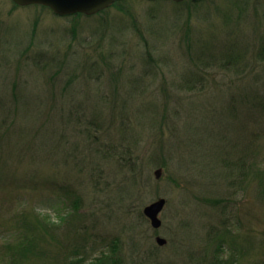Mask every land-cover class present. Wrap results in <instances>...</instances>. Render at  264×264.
Here are the masks:
<instances>
[{"label":"rangeland","instance_id":"1","mask_svg":"<svg viewBox=\"0 0 264 264\" xmlns=\"http://www.w3.org/2000/svg\"><path fill=\"white\" fill-rule=\"evenodd\" d=\"M119 7L0 0V264H62L59 240L84 259L115 242L120 264H196L224 224L238 254L222 259L264 264V0ZM231 44L247 52L236 68L220 61ZM160 198L153 229L143 210Z\"/></svg>","mask_w":264,"mask_h":264},{"label":"trees","instance_id":"2","mask_svg":"<svg viewBox=\"0 0 264 264\" xmlns=\"http://www.w3.org/2000/svg\"><path fill=\"white\" fill-rule=\"evenodd\" d=\"M127 0H122L120 2H116L113 7H119L120 5H122L123 3H125ZM202 1V0H201ZM157 2H163V1H157ZM167 2V1H165ZM188 4L191 5H195L197 3L200 2L196 1H185ZM176 3V2H175ZM16 5V4H15ZM17 6V5H16ZM42 7V6H41ZM120 11H123L122 8L119 7ZM104 11L96 14V15H101ZM81 16H85L82 14H76V15H71V16H66V17H73V18H78ZM87 17V16H86ZM91 17V16H88ZM263 39L261 40V45L259 47L258 53H257V59L264 62V36L262 37ZM226 44H229L228 42ZM233 44L230 45L229 48L224 47L221 49V58L220 61L223 65V67H238V65L240 64L241 60L243 59V53H247L246 50L241 49V48H236V47H232ZM212 51V50H209ZM209 51H205L206 55H209ZM203 53V52H202ZM201 53V54H202ZM200 54V55H201ZM199 55V56H200ZM211 60H216L217 59H211ZM215 62V61H214ZM0 105H1V101H0ZM263 111H264V106L262 105ZM99 152V150H98ZM97 152V153H98ZM243 161L242 159H239L238 162H236V166H238L239 169V173L240 175H242L243 177H248L249 173H250V169H251V164H248L247 166H245V164L243 165ZM258 181V185L260 187V192H261V197L262 200L264 202V182L261 180L260 178V174H255V179L254 181L257 182ZM68 195H73L75 196V202H72V204L70 205L71 210L68 211V213L66 214V218H61V220L65 223H67L68 225H70L71 229L73 230L72 234L74 235L75 233L80 231L81 228V224L83 223V219L84 216L79 213V205L78 203L80 202L77 194L74 192H67ZM51 201V200H50ZM222 213V212H220ZM222 227H217L218 229L213 230L211 233H213L210 238H209V244L210 247L208 248V252L207 254H205L203 256V258L201 260H199L196 264H225L226 262L222 259V254L227 252L230 253L231 258L232 256L237 257L236 254H238V252H235V250H229V242L233 241V236L231 235V232L229 231L230 229L225 227L224 225H221ZM58 228H60V226H58ZM79 228V229H78ZM29 228H25V230L23 232H21V234H27L29 232L28 230ZM45 230V229H44ZM42 230V232L44 231ZM48 231V230H47ZM64 235H66V237H68V235L66 233H62L61 237H64ZM70 237H74V236H70L69 235V239ZM24 238V237H22ZM36 237H34V242H35ZM70 241V240H67ZM25 242V240H24ZM228 242V244H226ZM26 244V243H25ZM33 243H31L30 245H32ZM61 242L59 240V247H57V251L55 252L56 254V258L57 260L60 259L62 261V264H120L121 260L118 257V244L113 242L109 245V249L104 250V251H100L98 255H96L93 258L90 259H84L81 257H75L73 255L77 254V248H74L73 250L70 251V249H68L69 245L66 246H60ZM29 245V244H28ZM28 245L26 244L23 247H21V243L19 244V248H18V255L22 256V258L24 257L25 251H27ZM73 256V257H72ZM226 260H230V259H226ZM229 262V261H228ZM228 262L226 264H228Z\"/></svg>","mask_w":264,"mask_h":264},{"label":"water","instance_id":"3","mask_svg":"<svg viewBox=\"0 0 264 264\" xmlns=\"http://www.w3.org/2000/svg\"><path fill=\"white\" fill-rule=\"evenodd\" d=\"M14 4L20 7L27 6H43L49 8L57 16H69L75 14H84L87 16H93L98 14L111 6L116 2L122 0H12ZM149 2L156 1H169L182 3L185 1H199V0H147ZM162 169H159L155 172L157 179L161 177ZM166 205V200L160 198L152 204L148 205L143 210V215L148 219L153 229H159L162 225V222L159 218V215L163 211ZM166 243V240L158 237L157 244L162 246Z\"/></svg>","mask_w":264,"mask_h":264}]
</instances>
